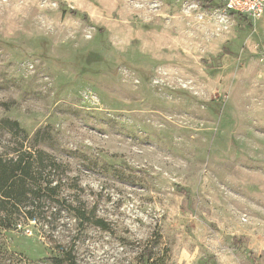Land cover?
<instances>
[{
  "label": "rangeland",
  "instance_id": "rangeland-1",
  "mask_svg": "<svg viewBox=\"0 0 264 264\" xmlns=\"http://www.w3.org/2000/svg\"><path fill=\"white\" fill-rule=\"evenodd\" d=\"M221 2L0 0V152L50 156L0 250L264 264V12Z\"/></svg>",
  "mask_w": 264,
  "mask_h": 264
},
{
  "label": "trees",
  "instance_id": "trees-1",
  "mask_svg": "<svg viewBox=\"0 0 264 264\" xmlns=\"http://www.w3.org/2000/svg\"><path fill=\"white\" fill-rule=\"evenodd\" d=\"M221 2V6H223ZM75 15V10H70ZM15 130H19L18 121L7 120ZM50 156L44 150L34 151L13 148L11 154L0 152V230L17 228L35 218V208L29 202L38 196L44 187L40 184L43 177L45 159ZM55 165V164H53ZM50 185V184H49ZM47 187V186H46ZM47 189V188H45ZM49 191L56 195V186H49ZM76 216L82 220L93 221L101 228H108L103 219L87 217L84 210L73 207ZM44 264H75V256L67 254L64 257L52 256L44 259ZM0 264H39L29 261L26 257L11 250H0Z\"/></svg>",
  "mask_w": 264,
  "mask_h": 264
},
{
  "label": "built area",
  "instance_id": "built-area-1",
  "mask_svg": "<svg viewBox=\"0 0 264 264\" xmlns=\"http://www.w3.org/2000/svg\"><path fill=\"white\" fill-rule=\"evenodd\" d=\"M222 10L227 14H240L257 18L264 12V0H224Z\"/></svg>",
  "mask_w": 264,
  "mask_h": 264
}]
</instances>
